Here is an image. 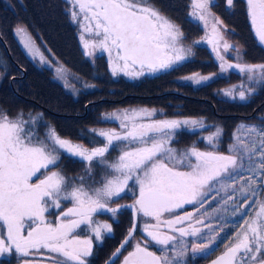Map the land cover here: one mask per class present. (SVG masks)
Segmentation results:
<instances>
[{
	"label": "snow or ice",
	"instance_id": "obj_1",
	"mask_svg": "<svg viewBox=\"0 0 264 264\" xmlns=\"http://www.w3.org/2000/svg\"><path fill=\"white\" fill-rule=\"evenodd\" d=\"M233 2L226 0L229 7ZM68 3L71 19L80 22L83 30L94 37L91 42L85 41L84 46L107 52L113 74L117 71L142 74L127 72L137 65L152 71L166 70L184 60L191 51L183 46L179 26L164 16L151 0H68ZM211 4L212 0H192L190 16L207 24V18L212 16ZM246 13L255 37L264 45V0H246ZM213 20L212 36L207 38V43L223 40L225 49L231 47L218 31L222 21ZM16 32L26 34L19 26ZM24 47L33 51L31 42ZM213 51H217L215 44ZM40 59L44 60L43 55ZM228 67L247 73L249 81L264 82V63ZM207 79L200 77L197 83ZM253 91L254 88L244 89L241 85L237 94L243 101L248 98L246 92ZM227 95L235 98L233 93ZM154 115V111L146 109L112 114L108 118L119 120L124 131L93 130L104 139L99 142L101 146L89 149L61 138L51 127L41 136L35 127H26L35 121L23 119V114L12 117L0 110V255L15 252L25 258L21 264H35L27 258L38 256L40 249H45L54 254L47 258L48 264H88L93 241L74 233L81 225H87L95 238L101 240V226L93 220L94 214L105 211L115 214L119 209L110 205L126 190L132 191L131 181L138 186L135 202L122 207L134 208L154 223H144L143 231L150 240H144L143 244L136 242L133 250L124 256L123 264H183L188 251L196 254L198 249L207 258L212 250H204L203 239L193 242L191 249L182 239L197 236L200 229L191 223L180 227L194 217L192 213L179 214L177 210L193 205L199 211L220 189L225 191V203L234 198V192L239 191L243 197L248 191L256 196L257 189L264 190V118L258 124L241 125L246 135H235L228 154H222L200 151L195 146L178 151L171 146L177 131L183 126H196L198 122L145 121ZM215 139L208 137V143L215 147ZM117 147L120 154L113 160L110 151ZM62 155L86 161L89 178L97 165L102 166L103 179L99 186L94 182L86 187L84 176L68 179L59 171ZM235 184L240 185L239 190L232 187ZM62 201H69L72 206L56 213V222H49L45 213L59 209ZM236 207L243 209L247 204ZM240 214L248 215L243 211ZM195 222L203 224V219L197 217ZM241 224H247V228L234 234L232 246L213 264H264V200L258 201L252 222L245 219ZM102 227L108 233L113 231L111 224ZM135 231L133 225L114 257L121 254ZM149 243L160 246L162 254L149 251Z\"/></svg>",
	"mask_w": 264,
	"mask_h": 264
},
{
	"label": "flooded vegetation",
	"instance_id": "obj_2",
	"mask_svg": "<svg viewBox=\"0 0 264 264\" xmlns=\"http://www.w3.org/2000/svg\"><path fill=\"white\" fill-rule=\"evenodd\" d=\"M182 0L181 2V15L179 17H169L166 15L168 19H170L172 22H180L182 30L186 31V34L183 35V46L186 49H191V51L187 54L186 58L184 60L176 62L171 68L169 69H159L157 71L150 70L147 66H145L143 69L137 65L134 69L130 68L127 70V72H138L142 74L134 75V79H131V84L133 85L131 89L130 95L127 98L124 99V97H117L114 98H103L99 100H93L86 102L85 104V111L83 114L79 113L76 115V117L80 120L86 119V123H88V126H83L82 124L85 122L83 121H74V122H68L62 129V133L67 132H76V128H73L72 126L75 124H78V130H85L83 133V140L73 139L69 136H65L64 138L70 139L75 144H80L86 148L91 149L93 146H101L99 143L104 138L99 137L96 135V131H124L120 127V121L119 120H111L104 128H97L96 123H92L94 119L101 116L103 113L102 111H99V105L102 102L110 103V104H122L124 100L128 99L129 97L133 100H143L148 98L155 97L156 94H152L154 91V87L149 88V90H143L145 87L150 85H155L158 88L166 85L172 80H178L180 87H196V89L193 92H198L202 88L205 87V84L208 80H200L199 83L197 81H188L187 78L189 74L186 73V69H192L193 65L196 67V69H201L203 67L202 64L198 63V61L201 59V57L204 58L203 51H208L212 59H219V56L217 54V51H235L234 49H237L236 47L232 46L231 38L229 37L231 32H236L234 25L237 24L238 17L234 13L236 12V7L240 4L239 1L234 0L233 5L229 7L226 2L223 4L222 0H212V4L210 5V11L212 13V16L207 18V24H205L204 21L197 20L195 17L190 16L191 12V4L192 0ZM244 7L246 9V0H242ZM164 5L169 7L170 9H174L175 6H172L171 1L167 0L164 2ZM214 8V10H213ZM221 8H224V10L228 11L233 17H235L234 21L229 22H223V19L221 17V14L219 13V10ZM161 10V9H160ZM235 10V11H234ZM234 11V12H233ZM213 18H218L220 21H222V24L218 25V31L223 35V39L228 42L231 47L225 49L223 45V40H216L214 41V44L217 48V51H213L214 44L207 43V38H211L212 36V26H213ZM228 18H231L230 15ZM249 20V19H248ZM77 24V23H75ZM190 25V32L188 31V27L184 25ZM63 26L68 28V26L63 23ZM79 29V26L77 27ZM251 29V27H250ZM195 30H200L201 35L194 36V33H191ZM81 30L79 29L78 32ZM239 38L244 42L245 48H243L241 51H264V45H261L258 42V38L255 37L252 29L249 33H241L237 32ZM243 34V35H242ZM66 36V35H65ZM191 36V37H190ZM190 37V38H189ZM70 39V37H69ZM66 40H64L65 42ZM53 45H56L55 41L53 40ZM57 51H69L66 50L63 47H59L58 45L55 46ZM47 51H53L50 49L47 45L46 47ZM100 51V50H99ZM102 51V50H101ZM81 53L84 54L83 51ZM87 59H89L91 62L92 60L85 55ZM104 60L101 55H99L98 58H95L94 61L91 63L95 69H97L100 64H103L105 66V63L102 61ZM63 66L67 68V70L74 72L70 70L66 63L63 61V63L60 61V58L58 60ZM230 64H242V63H236L235 60L230 59L228 63H225L224 66L228 68L227 73H229V70H231V73H243L240 72L238 68L234 67H228ZM40 67V65H38ZM106 67V66H105ZM192 71H195L194 68ZM26 75H28V71L25 70ZM199 75L201 77H215V74L208 73L204 74L202 70L195 73H191L190 75ZM218 74H220L218 72ZM226 74V73H223ZM130 75V74H129ZM218 76V75H217ZM27 76L25 77H19L18 79L25 80ZM249 81V80H248ZM10 82H14V79L11 78ZM250 82V81H249ZM262 86H264V82H261ZM91 86V85H88ZM95 86V85H93ZM19 87H23L22 85H19ZM241 89V87H239ZM223 93L227 95V93H233V95L236 97L235 92H237L236 89H226L222 88ZM166 94V93H165ZM170 94H175L176 96H182L186 98H193L191 96H186L178 91H173ZM180 94V95H177ZM164 95V94H163ZM228 97L233 98V96L227 95ZM183 102H188L187 99L182 98ZM132 106H119L121 108L122 112L132 110H141L149 108H145L144 106L137 105L138 103H133ZM151 111H154L155 115L148 118H145V121L148 119H164V120H179V121H185L187 120L183 115L182 116H167L165 113H163L161 110H155V109H149ZM148 110V111H149ZM59 116H66L65 114H58ZM88 116L87 118H85ZM184 128H181L177 131V134L173 140H179L180 137L178 135H187V136H193V134H189L188 130L192 127L191 125L183 126ZM71 129H74L71 130ZM199 131L201 133V138L198 139L199 143L194 144L193 143V137L190 143L187 142H175L172 143V147L176 148L178 151H184L192 146L197 147L200 151H216L222 154H228V149L230 147L231 143L228 139V143H221V139L219 138V135H217V132L211 129H204L199 128ZM211 131V133H209ZM207 132V133H206ZM205 136H214L216 137L214 144L215 147L212 144L208 143V137ZM223 136H225L223 134ZM221 144H220V143ZM120 154V148L117 147L115 150L110 151V156L114 160L118 155ZM194 159V158H193ZM69 162L68 172L64 173L62 170V166H65L66 162ZM95 163V162H94ZM76 164H81L82 169L78 171V173H75L74 168ZM86 167L87 162L82 161L79 158L75 157H69L67 155H62L60 157L59 161V171H61L68 179H78L81 176L85 177L86 181V187L90 184H93L95 182V186H99V182L103 179V172L101 171L102 166L97 165L95 169L92 171L91 178H89L86 175ZM227 182V181H226ZM244 183L246 184L247 181L245 180ZM130 187L132 188V191H125V193H122L120 197L115 198L114 202L110 205L111 207H116L119 210L113 214L111 212H98L94 214L93 220L96 222V224L101 226V240H97L95 238V234L92 232L91 228L87 225H81L80 228L76 230V233L80 236L81 239H87L91 238L93 241V248H92V255L87 258L88 264H123V258L128 254V252H131L134 248V245L136 242H141L143 244L144 240H150V238L147 237L146 233L143 231L144 223H154L150 218L143 217L139 215L134 208L130 207H122V205H131L135 202L136 195L135 193L138 191V186L134 185L131 181L129 182ZM233 188L239 190L240 185L235 184L232 186ZM217 189H220V186L217 185ZM228 191L231 193L232 190L228 189ZM262 191V190H261ZM210 196L213 195L212 193L209 194ZM233 199L227 200L225 203V191L223 189H220L217 193H215L214 198L211 199L208 203L205 204L203 208H201L199 211L195 210V206L193 205H185L184 208L178 209L177 212L179 214H185V213H192L194 219L191 222L186 221L184 225H179L180 227H187L188 223H191L193 227L200 229V232L197 236H186L182 239L188 243L189 249H191V246L193 242H200L201 239H203L206 247L205 251L207 249H211L212 252L210 255L205 258L203 255H201V250L198 249L196 254H193L191 250L188 251L186 254L183 264H210L213 261L217 260L219 257H221L229 247L232 246L233 242L235 241V233L242 231L243 229L247 228V224H241L242 220L247 219L249 223L252 222L253 216H255V212L258 211V203L256 205L255 200L256 197H253V203L250 204L248 200H252V193L251 191H248L247 195L241 196L239 191L232 193ZM260 196V200H264V190L262 193L258 194ZM247 200L245 204H247L246 208L239 209V212L243 211L246 212L248 215L247 217L241 215L239 213L238 215V223L235 221V210L236 205H240L239 201ZM72 204L69 201H62L61 207L59 209H50L48 212L45 213L46 218L49 222L54 223L57 221V215L56 213L62 212L66 210L68 207H71ZM167 215V214H166ZM202 218L203 224L196 223L195 218ZM104 224H111L112 226V233H108L105 229H103ZM135 225L136 231L132 234V238L129 240V244L125 245L124 249L121 250V254L119 256H113L116 249L119 247L121 242L128 236L129 229ZM178 235V234H177ZM147 247L149 251L155 252L157 255H161L160 246L155 245L154 243L147 244ZM54 254L48 253L45 249H40V255L38 256H30L27 259L33 260L35 264H48V257L52 256ZM169 255L172 256L173 253L169 251ZM25 259L24 257H21L18 253L12 252V253H4L0 255V264H21V261Z\"/></svg>",
	"mask_w": 264,
	"mask_h": 264
},
{
	"label": "trees",
	"instance_id": "obj_3",
	"mask_svg": "<svg viewBox=\"0 0 264 264\" xmlns=\"http://www.w3.org/2000/svg\"><path fill=\"white\" fill-rule=\"evenodd\" d=\"M22 1L23 2L20 3L15 1V8L11 7L6 9L3 2L0 0V24H2L0 26V34L7 44V47H5L4 42L0 40V100H2L0 101V110L13 115V117L18 114H23V119L35 121L34 125L30 124L26 125V127H35L41 136L46 134L48 127H51L55 129L56 133L61 138L69 136L73 139L78 138L79 140H83V132L85 130H78L77 126L76 132L74 133H62L63 127L67 126L66 124L68 122L74 121H85L82 125L88 126L86 119L80 120L76 117L79 113H84L85 103L103 98L116 99L121 96H125V99L131 96L130 93L133 87L131 84L132 81H130L131 79H126L128 76H125V79H118V77H115L112 71L109 72L103 64H100V66L95 69L91 64L92 62L87 59L81 51H78L75 39L72 35L69 40L73 51H57L51 39L48 44L50 49L60 58L62 63L64 61L69 69H73L72 71L74 75L79 78V82L89 87V91H84L85 88H83V92L79 93L78 101L67 96L63 89L56 84L54 79L52 81V74L46 72L47 70L45 68L39 67L35 61L33 62L25 55L17 43V32L13 31L14 24H23L29 28L30 31L32 30V33L41 30L45 23L38 15V10H40L39 8L41 7H46V3L51 0ZM153 1L155 6L160 7L169 17H179L181 15V4L176 6L174 3L173 5L175 8L170 9L164 5V0ZM22 3H24L23 6ZM241 12L236 14L238 21L237 24L234 25V28L237 32L249 33L251 29L247 13L244 10ZM219 13L222 18H225L227 22H229L231 18H228L229 15H227L226 10L222 12L221 8ZM44 14H48L45 8L44 12L40 15ZM53 15L55 16L54 12ZM46 24L48 23L46 22ZM61 24L63 25V23ZM60 25H57L56 29L63 35L61 40H65L66 34H64ZM47 26L49 28V25ZM188 31H191L190 28ZM191 33H194V36L202 34L200 30H195ZM34 37L36 40L40 39L38 35H34ZM12 39L15 40V45ZM61 46L62 45H59V47ZM8 51H10V53H8ZM246 55L250 64L264 63L260 58L261 63L256 62V57H258V55H261L264 59V51H247ZM198 63L202 64L203 67L201 69H196L193 65L196 72L202 70L205 75L208 73L215 74L214 78L210 76L209 79H207L208 81L205 87L198 92H193L196 88L180 87L178 80H172L160 88L155 86L156 84L145 87L143 89L145 91L154 87L152 94L156 95L153 98L133 100L129 97L124 100L122 104H110L105 101L99 105V111L108 112V109L117 108L119 106H132L134 105L133 103H138L137 105L144 106L145 108L161 110L167 116L183 115L188 121L198 122L196 126H192L188 130V133L193 134V136L178 135L180 139L175 140L173 143H190L193 137V143L198 144V139L201 138L199 128H207L216 132L219 131L221 143L225 144L229 142L228 139L230 142L233 141L235 135L238 134L235 130L238 124L244 123V125H249L248 123L258 124L261 122V119L264 118V86H262L261 83L249 82L247 73L218 74L220 69L213 67L210 54H208V56L204 55V58L201 57ZM23 69L28 71V76L25 80L18 79L20 76L16 75L17 71H22ZM192 69H188L186 72L189 73ZM11 78L14 79L13 86L17 94L11 87ZM19 85L23 87H19ZM241 85H243L244 89L254 88L253 92H246L248 98L243 101L239 99L238 94L235 98H231L222 91V88L240 91L241 89H239V87H241ZM61 91L64 92V94H62ZM173 91H178L183 95L191 96L195 99L170 94ZM182 98L187 99L188 102H183ZM58 114H65L66 116H59ZM87 117L88 116L85 118ZM92 123H94V121H92ZM242 132L246 135L245 129H242ZM209 133H211V131H209ZM223 134L225 136H223ZM205 137L207 138L208 136ZM65 162L66 164L62 166V170L64 173H67L70 164L68 161ZM82 168L81 164H76L74 168L75 173H78ZM257 191L258 194H261L263 190L257 189ZM253 197L255 196H252V200H248L250 204L253 203ZM255 203H257L256 200Z\"/></svg>",
	"mask_w": 264,
	"mask_h": 264
},
{
	"label": "rangeland",
	"instance_id": "obj_4",
	"mask_svg": "<svg viewBox=\"0 0 264 264\" xmlns=\"http://www.w3.org/2000/svg\"><path fill=\"white\" fill-rule=\"evenodd\" d=\"M1 1L3 2L4 7L6 9L11 8V7L15 8V4H14L15 1H17L18 3L23 2L22 0H1ZM165 1L166 0H164V2ZM171 1H172V6H174L173 5L174 3L176 4V6L180 5L182 2V0H171ZM188 1L191 2L190 0H188ZM237 1H239L240 4L236 7V12H234L235 10L233 12L235 14H237L238 12H241L242 10L246 11L244 4H243V1L242 0H237ZM151 2L154 4L153 0H151ZM222 2L224 4L226 2V0H222ZM51 3H53V4H51ZM23 5H24V3H22V6ZM45 6L46 7H44V8H45V10H47L48 14L40 15V14H42V12H44L43 7L39 8L40 10H38V15L43 19V22L45 23V25L41 28V30L36 31V33H32V30L30 31V29L27 28L23 24H17V25L14 24V26H13L14 32H16V29L18 26L26 30V34H17L16 33L17 43L19 44L22 51L25 53V55L30 60H32L33 62L35 61L38 65H40V67L45 68L47 70L46 72H49L50 74H52V81L54 79L56 84L63 89V91L67 94V96L78 101L79 100V96H78L79 93L83 92V88H85L84 91H89V87H87L86 85H83L81 82H79L78 81L79 78L77 76H75L71 71L69 72L67 70V68L65 66H63L58 61L59 58L57 57V55L53 51H47L46 50V47L49 44V40L52 39L55 41L56 45H58V46L62 45L66 50L73 51V49L71 48L70 40H69V37H71V35H72L73 38L75 39L78 51H83L84 54L92 60V62L94 61L95 58H98L99 55H101V57L104 58V60L102 62L105 63L106 69L109 72L112 71L111 59L108 56L107 52L101 51L99 48H92L90 46L86 48L84 46L85 41L91 42V40L94 37L89 32H86L83 30L80 22H74L71 19L70 13L68 12V7H69L68 0H51L50 2L48 1V3H46ZM155 7L164 16H166V13L163 10H160L161 9L160 7H157V6H155ZM52 10L55 13V16L53 15ZM224 11H225L224 8H222V12H224ZM226 13H227V15H230V17H231V19L229 21H234V17L228 11H226ZM222 19H223V22H227V20L225 18H222ZM46 22L48 24H46ZM61 23L67 24L68 28L64 27ZM75 23H77V24H75ZM173 23L179 27L181 26L180 22H173ZM1 25L2 24H0V26ZM47 25H49V28ZM57 25H60L64 34H66V39H65L66 41L65 42H63L64 41L63 39L61 40L63 35L61 32L59 33L57 31V29H56ZM78 26H79V29L81 30L80 32H78V30H79V29H77ZM184 26L190 28V25H184ZM180 30L182 31L183 35L186 34L185 30H182L181 28H180ZM56 34H58L60 36H58ZM34 35H38L40 38L39 40L41 41V38H42L43 41L40 42L39 40H36ZM81 37H83V39ZM229 37L231 38L232 46L236 47L238 49V51H236V50L235 51H217L219 59L218 60L211 59V61L213 63V67L220 69L219 70L220 74H223V73L227 74L228 68L225 67L224 64L228 63L230 59L235 60L236 63L238 62V63H242V64L243 63L250 64L249 63L250 61L246 55L247 51H241L243 48H245V45H244V42L239 38L237 31L231 32ZM12 40H13L14 45H15V40L14 39H12ZM28 42H31V44L33 46L32 52H29L28 49H26L24 47V44L28 43ZM56 45H54V46H56ZM203 53L205 56H208V54H209L208 51H203ZM41 55H43V57H44L43 61L40 59ZM220 57H223V60H221ZM259 58L262 61H264L262 56L258 55V57H256V62L261 63ZM222 65H223V68L221 67ZM70 70H73V69H70ZM191 73H195V71H191V72L187 73V74H189V76L187 78L188 81H197V79H199L201 77L199 75H194V74L190 75ZM228 74H231V70H229ZM16 75L20 76V77L28 76L25 73V69H23L22 71H17ZM114 76L118 77V79H125V76H128L126 79H134L135 78L134 75L126 74V72H124V71H117L114 74ZM193 88H196V87H193ZM64 92L61 91L62 94H64ZM238 92L239 91L235 92V95H237ZM87 93H85V94H87ZM0 101H2V100H0ZM102 113L103 114L101 116L94 119V123L97 124V128H104L111 120H114L113 118H108V117H111L112 114L118 115V114L122 113V110H121V108L117 107V108H113V109H108V112H102ZM10 116L13 117V115H10ZM248 124L250 125V123H248ZM241 125H244V123L238 124V126L235 130L237 132V130L239 129L238 134H240L241 136H244L245 134H243V132H242L243 128L240 127ZM77 126L79 127L78 124H75L72 127L76 128ZM71 130L74 131V129H71ZM231 143H235V140L231 141ZM255 197H256V201L258 203V201L260 200V196L256 195ZM239 203L245 204L246 200L239 201ZM257 203H256V205H257ZM239 213L240 212H239L238 208L236 207V210H235V221H236V223H238Z\"/></svg>",
	"mask_w": 264,
	"mask_h": 264
},
{
	"label": "bare ground",
	"instance_id": "obj_5",
	"mask_svg": "<svg viewBox=\"0 0 264 264\" xmlns=\"http://www.w3.org/2000/svg\"><path fill=\"white\" fill-rule=\"evenodd\" d=\"M0 40H1V42L4 41L3 38H2V36H1V34H0ZM10 83H11V87H12L13 91L16 93V91L14 89V86H13V82H10ZM177 95H180V94H177Z\"/></svg>",
	"mask_w": 264,
	"mask_h": 264
},
{
	"label": "water",
	"instance_id": "obj_6",
	"mask_svg": "<svg viewBox=\"0 0 264 264\" xmlns=\"http://www.w3.org/2000/svg\"><path fill=\"white\" fill-rule=\"evenodd\" d=\"M3 42H4V41H3ZM4 45H5V47H7L6 44H5V42H4ZM8 53H10V52L8 51Z\"/></svg>",
	"mask_w": 264,
	"mask_h": 264
}]
</instances>
